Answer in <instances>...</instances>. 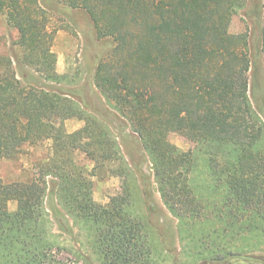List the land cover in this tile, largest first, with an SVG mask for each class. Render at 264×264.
I'll return each instance as SVG.
<instances>
[{
  "label": "trees",
  "instance_id": "1",
  "mask_svg": "<svg viewBox=\"0 0 264 264\" xmlns=\"http://www.w3.org/2000/svg\"><path fill=\"white\" fill-rule=\"evenodd\" d=\"M59 1L83 9L98 38L113 39L94 84L138 136L168 211L180 226L201 225L197 255L208 264L250 258L229 247L240 234L264 230V125L248 93L247 35L229 30L244 0ZM261 8L264 67V0ZM0 16L17 32L25 67L46 84L68 78L56 70L58 29L39 0H0ZM72 117L84 124L68 132ZM171 133L207 156L210 194H196L195 157L172 143ZM44 140L51 154L36 174L8 184L0 179V264H70L55 257L46 238L47 185L40 175L57 179L66 213L89 224L98 264H150L148 224L130 210L125 180L105 204L93 197L96 170L121 160L110 128L69 96L23 84L12 60L0 56V155L15 157ZM7 196L16 199L13 211Z\"/></svg>",
  "mask_w": 264,
  "mask_h": 264
},
{
  "label": "rangeland",
  "instance_id": "2",
  "mask_svg": "<svg viewBox=\"0 0 264 264\" xmlns=\"http://www.w3.org/2000/svg\"><path fill=\"white\" fill-rule=\"evenodd\" d=\"M50 17L51 24L58 30L53 44L57 56L56 70L68 78L61 83H45L31 68L25 67L18 59L21 54L16 44V30L0 16V56L9 57L17 77L23 84L46 86V88L72 98L88 115L95 116L110 128L118 145L120 161L107 163L96 170L93 197L101 204L122 192L125 180L131 191L130 210L148 224L152 255L150 264H208L197 255L199 224L180 226L181 222L163 204L151 163L138 136L127 122L102 97L94 84L98 62L114 46L110 37L98 38L96 29L88 14L80 8H72L59 0H39ZM262 0H244L232 16L229 30L245 33L251 67L248 73V93L252 107L264 125V67L261 52ZM84 124L83 120L72 117L65 121L68 132ZM169 140L180 150L195 157V168L191 178L197 186V195L210 194V168L207 156L199 152L196 143L178 133L169 134ZM50 141L44 140L25 146L15 157L0 155V179L8 184L21 181L36 174L51 154ZM92 167L91 162L82 159ZM40 172V171H39ZM40 175V174H39ZM47 185L43 203L42 226L46 238L51 242L55 257L70 264H98L92 247V230L89 224L75 221L68 215L58 199V180L51 175L42 177ZM15 197H6V209H16ZM232 251H242L243 258H233L232 264H264V230L240 234L229 246ZM202 250V249H201ZM204 252V251H203ZM204 255V253L202 254Z\"/></svg>",
  "mask_w": 264,
  "mask_h": 264
}]
</instances>
